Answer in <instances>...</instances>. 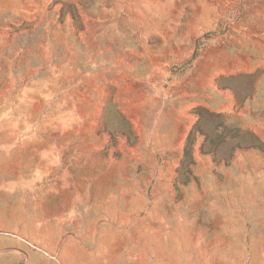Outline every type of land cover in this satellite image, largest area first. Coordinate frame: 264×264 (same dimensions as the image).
<instances>
[{
  "label": "rangeland",
  "instance_id": "rangeland-1",
  "mask_svg": "<svg viewBox=\"0 0 264 264\" xmlns=\"http://www.w3.org/2000/svg\"><path fill=\"white\" fill-rule=\"evenodd\" d=\"M45 172L110 213L215 198L221 264H264L228 228L264 219V0H0V197Z\"/></svg>",
  "mask_w": 264,
  "mask_h": 264
},
{
  "label": "crops",
  "instance_id": "crops-1",
  "mask_svg": "<svg viewBox=\"0 0 264 264\" xmlns=\"http://www.w3.org/2000/svg\"><path fill=\"white\" fill-rule=\"evenodd\" d=\"M49 179L45 172L39 181L6 183L0 264H191L192 255L206 264L222 262L224 223L215 198L205 200L197 217L172 212L171 199L170 216L110 213V201L93 192L95 183ZM15 206L27 211L17 214ZM34 206L37 215L30 212ZM228 228L235 237L245 230L264 238V219L234 217Z\"/></svg>",
  "mask_w": 264,
  "mask_h": 264
},
{
  "label": "trees",
  "instance_id": "trees-1",
  "mask_svg": "<svg viewBox=\"0 0 264 264\" xmlns=\"http://www.w3.org/2000/svg\"><path fill=\"white\" fill-rule=\"evenodd\" d=\"M197 55L195 54L194 55V57L189 61L190 63H192L193 61H194V59H195V57H196ZM251 141H254V139H251ZM248 145V147H256V146H258L257 145V143L254 141V142H252V143H245V145ZM242 143L241 142H239V146H238V148H242Z\"/></svg>",
  "mask_w": 264,
  "mask_h": 264
}]
</instances>
